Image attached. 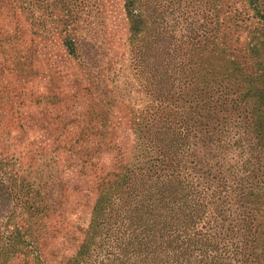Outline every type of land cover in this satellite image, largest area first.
Here are the masks:
<instances>
[{"label": "rangeland", "instance_id": "obj_1", "mask_svg": "<svg viewBox=\"0 0 264 264\" xmlns=\"http://www.w3.org/2000/svg\"><path fill=\"white\" fill-rule=\"evenodd\" d=\"M133 1L161 8L155 34L146 17L131 31L125 0H0V182L11 190L0 193V264H65L101 184L158 156L146 124L162 112V63L194 76L207 67L206 0ZM214 4L224 58L262 66L248 48L263 39L264 0L259 14L244 0ZM164 42L174 60L162 57Z\"/></svg>", "mask_w": 264, "mask_h": 264}, {"label": "trees", "instance_id": "obj_2", "mask_svg": "<svg viewBox=\"0 0 264 264\" xmlns=\"http://www.w3.org/2000/svg\"><path fill=\"white\" fill-rule=\"evenodd\" d=\"M215 1L206 0L207 67L195 76L169 63L157 71L164 106L146 133L158 156L101 184L86 237L65 264H264V62L243 69L224 58ZM244 2L262 12L261 0ZM136 4L124 2L131 31L146 17L155 34L161 8ZM175 49L164 42L162 57L174 60ZM248 53L264 61V36ZM10 191L0 182L2 195Z\"/></svg>", "mask_w": 264, "mask_h": 264}]
</instances>
